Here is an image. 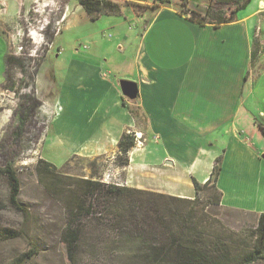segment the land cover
<instances>
[{
    "label": "crops",
    "instance_id": "0c3cea01",
    "mask_svg": "<svg viewBox=\"0 0 264 264\" xmlns=\"http://www.w3.org/2000/svg\"><path fill=\"white\" fill-rule=\"evenodd\" d=\"M263 1L251 0L250 12L218 26L189 21L171 1L140 13L122 8L119 15L139 23L128 61L134 78L126 76L137 83L136 99L121 92L102 59L71 60L60 90L82 130L72 154L108 157L121 134L133 130L137 147L128 167L136 163L142 173L134 186L185 198L194 196L192 179L205 182L221 157L219 208L256 223L264 212V134L255 122L264 124V50L255 34L264 27ZM75 80L81 88L73 97ZM137 108L143 126L131 113Z\"/></svg>",
    "mask_w": 264,
    "mask_h": 264
},
{
    "label": "rangeland",
    "instance_id": "374dc122",
    "mask_svg": "<svg viewBox=\"0 0 264 264\" xmlns=\"http://www.w3.org/2000/svg\"><path fill=\"white\" fill-rule=\"evenodd\" d=\"M111 1L118 2L121 9H133L138 13L159 4L153 0ZM169 1L179 13L186 15L181 0ZM187 2L188 9L200 14L205 13L209 3H215L212 0ZM250 4L241 11L250 12L254 8ZM213 6L214 9H227L219 4ZM124 16L125 19L123 14L101 15L91 20L77 0H0V165L13 162L20 179L19 199L31 215L24 223L28 238L0 241V262L9 261L34 246L36 254L24 264H71L59 239L65 223L64 210L38 183L34 167L39 159L52 162L67 175L94 178L98 177L100 169L113 168L124 185L135 187L141 181L142 173L137 171L136 163L131 168L116 166L115 154L92 159L72 154L79 149V142L72 140H76L82 130L79 129V115L67 107V95L64 98L60 90L66 67L74 59H102L103 68L116 79L118 86L120 80H131L126 77H133L128 61L139 42L138 37L134 39L133 36L139 23L131 14ZM79 84L76 80L72 83L73 97L80 93ZM23 98L34 99L37 106L23 123L20 144L14 145L12 141L6 145L4 135L9 136L18 124ZM74 105H79L77 98ZM226 186L227 190L232 189L228 181ZM4 194L5 187L0 180V197ZM206 210L234 231L255 225L250 220H241L243 216L239 213L219 207H206ZM22 225L21 216L10 207L0 210V228ZM255 264H264V260Z\"/></svg>",
    "mask_w": 264,
    "mask_h": 264
},
{
    "label": "trees",
    "instance_id": "16d2710c",
    "mask_svg": "<svg viewBox=\"0 0 264 264\" xmlns=\"http://www.w3.org/2000/svg\"><path fill=\"white\" fill-rule=\"evenodd\" d=\"M77 1L91 20L121 12V5L111 0ZM212 1L215 3H209L204 14L188 9L187 0H181V5L189 21L218 26L235 20L237 12L251 2ZM214 4L227 9H214ZM131 113L143 126L144 117L138 108ZM19 115L23 121L24 112ZM255 122L264 134V124L256 119ZM136 141L133 130L121 134L114 158L116 166L129 164L128 153ZM34 169L44 192L64 210L65 223L59 239L71 264H255L264 260V212L252 227L234 231L206 210L218 208L221 202L222 192L217 187L221 157L215 159L205 182L192 179V198L105 183L99 175L94 178L67 175L42 158ZM0 180L5 187L0 210L10 207L23 221L20 227L0 228V241L28 238L24 223L31 215L19 199L20 179L12 161L0 165ZM34 254L32 246L0 264H24Z\"/></svg>",
    "mask_w": 264,
    "mask_h": 264
},
{
    "label": "flooded vegetation",
    "instance_id": "af4514ba",
    "mask_svg": "<svg viewBox=\"0 0 264 264\" xmlns=\"http://www.w3.org/2000/svg\"><path fill=\"white\" fill-rule=\"evenodd\" d=\"M23 102V104H21L22 107V112H24V118L23 121H20L19 117L20 115L18 114V121H17V125L14 128L13 131H11V133L9 134V136L7 134H5V142L6 145H9L12 141L15 144H20V138L23 134V123L26 122L27 118L29 117V114L34 110V108L37 106L36 105V101L34 99L28 101V99L23 98V100L21 101ZM16 151V149L14 150Z\"/></svg>",
    "mask_w": 264,
    "mask_h": 264
},
{
    "label": "built area",
    "instance_id": "2783aa9c",
    "mask_svg": "<svg viewBox=\"0 0 264 264\" xmlns=\"http://www.w3.org/2000/svg\"><path fill=\"white\" fill-rule=\"evenodd\" d=\"M255 34H256L257 38H259V41H260L259 43H260V46H261L262 50H264V27L261 24L256 27ZM115 173L116 172L114 171L113 168H110V169L107 168L106 170H104V172L100 176V180L105 182V183L122 184L118 180V178H117Z\"/></svg>",
    "mask_w": 264,
    "mask_h": 264
},
{
    "label": "water",
    "instance_id": "95a60500",
    "mask_svg": "<svg viewBox=\"0 0 264 264\" xmlns=\"http://www.w3.org/2000/svg\"><path fill=\"white\" fill-rule=\"evenodd\" d=\"M119 87L121 92L130 100L133 101L137 96V83L131 80H120ZM261 158L264 160V153L261 154Z\"/></svg>",
    "mask_w": 264,
    "mask_h": 264
}]
</instances>
